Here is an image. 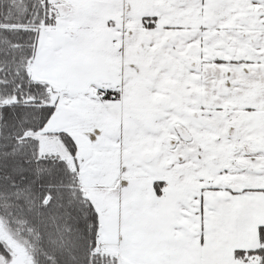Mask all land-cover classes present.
<instances>
[{
  "label": "snow or ice",
  "instance_id": "obj_1",
  "mask_svg": "<svg viewBox=\"0 0 264 264\" xmlns=\"http://www.w3.org/2000/svg\"><path fill=\"white\" fill-rule=\"evenodd\" d=\"M0 264H264V0H0Z\"/></svg>",
  "mask_w": 264,
  "mask_h": 264
}]
</instances>
